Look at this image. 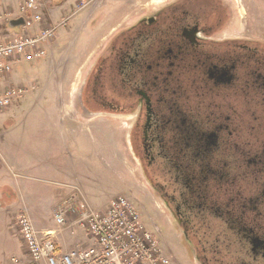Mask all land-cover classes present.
Instances as JSON below:
<instances>
[{"label":"flooded vegetation","instance_id":"af4514ba","mask_svg":"<svg viewBox=\"0 0 264 264\" xmlns=\"http://www.w3.org/2000/svg\"><path fill=\"white\" fill-rule=\"evenodd\" d=\"M234 11L169 0L139 15L73 101L80 116L125 124L145 187L135 199H155L198 264H264V41L234 35Z\"/></svg>","mask_w":264,"mask_h":264},{"label":"rangeland","instance_id":"374dc122","mask_svg":"<svg viewBox=\"0 0 264 264\" xmlns=\"http://www.w3.org/2000/svg\"><path fill=\"white\" fill-rule=\"evenodd\" d=\"M168 1L37 0L36 13L41 12L42 24L65 20L66 25L60 27L50 41L48 55L44 59L17 65L13 69L11 74H15V84L23 87L25 92L10 106L0 109L1 149L18 158L26 157V151L30 153L35 147L44 150L46 146L44 141L55 136V133L59 134V131H54L55 127L49 119L59 118L61 115L67 119V112L74 104V94L80 82L94 59L103 52L107 41L120 29L133 23L139 15L152 11ZM230 1L236 18L232 28L233 34L264 41V0ZM48 8H54L56 11L54 21L49 18ZM6 10L8 9L0 11L1 15ZM19 31V27L10 28L6 22H1L0 41L13 39ZM10 75L2 78L7 86L11 85L8 80ZM64 79V85H61ZM118 123L108 121V124H105L104 133L96 134V142L89 141L86 145L75 146L76 151H81L78 159L80 171L88 172L91 195L103 198L92 199V202L99 206L95 209L103 210L109 198L124 195L134 202L141 221L147 229L154 232L156 229L159 230L161 236L170 241L173 249L171 254L166 253L173 264H198L191 252L183 247L184 243L179 244L180 235L174 231L162 209L157 207L155 199H135L137 191H144L145 187L137 174V163L124 143L125 138L122 132L125 124ZM1 194L3 199H8L6 189L3 188ZM103 201L106 202L101 204L100 202ZM21 209L22 207H19L8 222L10 231L16 235H18L17 217ZM57 211L59 209L54 213ZM63 216V225L55 221L54 225L56 230L66 229V234L64 233L66 240L74 238L71 230L78 226H80V232L85 235L84 227L77 222L76 211L68 210ZM30 217L37 229L38 224L34 216L31 214ZM38 221L41 224L42 220L38 219ZM3 223L4 221L0 220V261L6 257L11 258L14 245L10 237L5 238ZM15 244H17L16 241Z\"/></svg>","mask_w":264,"mask_h":264},{"label":"built area","instance_id":"2783aa9c","mask_svg":"<svg viewBox=\"0 0 264 264\" xmlns=\"http://www.w3.org/2000/svg\"><path fill=\"white\" fill-rule=\"evenodd\" d=\"M37 7V0H25L15 15L8 11L0 13V23L17 17L24 19L16 37L0 41V79L10 75L17 65L44 59L50 41L66 25L65 20L42 24L43 16L36 13ZM24 92L19 85L3 87L0 109L10 106ZM81 201L71 199L54 214L55 222L63 225L64 213L78 210L77 222L90 241L88 246L66 251H60L49 234L41 235L29 210L22 207L17 217L18 233L32 264H173L156 234L141 221L131 199L124 195L113 197L99 211Z\"/></svg>","mask_w":264,"mask_h":264},{"label":"crops","instance_id":"0c3cea01","mask_svg":"<svg viewBox=\"0 0 264 264\" xmlns=\"http://www.w3.org/2000/svg\"><path fill=\"white\" fill-rule=\"evenodd\" d=\"M24 1L2 0L1 2L0 0V11L11 9L12 12L14 11L13 13H16ZM48 11L49 18L53 20L56 15L55 9L48 8ZM15 79V74H11L8 78L10 84L14 83L13 85H16ZM3 80L0 79V90L7 86ZM64 81L65 79L61 85ZM67 114V119L63 115L59 118L49 119L55 127L54 131H59V134L55 133V136L44 141L46 142L44 150L35 147L34 150L31 149L30 153L26 151V157L18 158L12 153L3 151L0 146V220L4 221L3 229L7 236L5 238L10 237L14 244L11 258H3L0 264H32L19 233L16 235L13 231L11 232L8 226L9 218L19 207H26L29 210L30 216L32 214L38 224L36 227L41 235L49 234L60 251L85 247L90 242L87 233L85 232L83 235L80 232V226L71 230L74 238L66 240V229L56 230L55 228L54 214L56 212L54 213V211L65 206V203H70L71 199H80L85 205L94 209L99 207L95 202H92V199L103 198L91 195L88 172L80 171L78 159L81 151H76L75 146L86 145L89 141L96 142V134L104 133L105 124H108V121L80 116L79 113H76L74 105ZM69 123L71 125H68ZM79 141H83V143H79ZM1 142L2 138L0 137V144ZM3 188L8 192L6 196L8 199H3L1 194ZM109 200L110 198L107 202L100 203L106 202V207ZM76 213L78 216V210ZM38 219L42 220L41 224Z\"/></svg>","mask_w":264,"mask_h":264},{"label":"water","instance_id":"95a60500","mask_svg":"<svg viewBox=\"0 0 264 264\" xmlns=\"http://www.w3.org/2000/svg\"><path fill=\"white\" fill-rule=\"evenodd\" d=\"M23 23H24L23 17H17V18L11 19L8 22L7 26L10 28H15V27H20V25H22Z\"/></svg>","mask_w":264,"mask_h":264}]
</instances>
